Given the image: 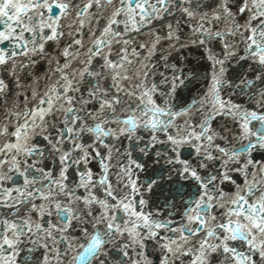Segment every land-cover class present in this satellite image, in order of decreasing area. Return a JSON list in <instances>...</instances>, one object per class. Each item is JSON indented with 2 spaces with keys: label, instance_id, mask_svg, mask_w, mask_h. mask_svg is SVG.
Listing matches in <instances>:
<instances>
[{
  "label": "snow or ice",
  "instance_id": "obj_1",
  "mask_svg": "<svg viewBox=\"0 0 264 264\" xmlns=\"http://www.w3.org/2000/svg\"><path fill=\"white\" fill-rule=\"evenodd\" d=\"M0 264H264V0H0Z\"/></svg>",
  "mask_w": 264,
  "mask_h": 264
}]
</instances>
